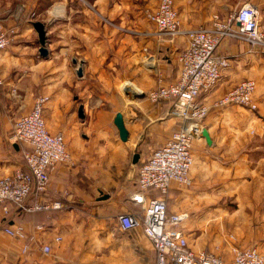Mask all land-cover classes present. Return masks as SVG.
Masks as SVG:
<instances>
[{"label":"crops","instance_id":"obj_1","mask_svg":"<svg viewBox=\"0 0 264 264\" xmlns=\"http://www.w3.org/2000/svg\"><path fill=\"white\" fill-rule=\"evenodd\" d=\"M159 2L0 0V24L14 30L0 51V178L26 168L25 146L12 139L14 123L41 96L48 97L49 130L64 134L72 157L51 169L40 196L62 208L13 206L10 216L0 208V227L20 224L28 235L0 240V264H155L153 242L142 228L122 229L119 216L140 209L133 199L139 168L183 124L171 101L148 97L179 78L188 45L184 33L173 42L147 18ZM174 2L184 32L227 23L245 3L258 6L264 30V0ZM37 22L46 29L45 55ZM217 51L230 64L199 96L209 107L202 123L211 142L204 134L194 141L192 185L172 182L165 199L168 213H189L182 229L190 248L231 261L234 248L257 247L264 255V48L225 37ZM248 78L256 81V110L214 105Z\"/></svg>","mask_w":264,"mask_h":264},{"label":"built area","instance_id":"obj_2","mask_svg":"<svg viewBox=\"0 0 264 264\" xmlns=\"http://www.w3.org/2000/svg\"><path fill=\"white\" fill-rule=\"evenodd\" d=\"M174 3V0H160L157 8L146 11V16L173 42L183 33L187 36L188 45L180 55L181 73L175 82L151 90L148 97L153 102L171 101L172 111L183 119V124L139 168V189L133 199L140 209L119 216V224L124 230L142 228L154 244L155 264H264V255L257 247L234 248L231 261L207 250L194 251L182 229L189 213H168L165 199L172 182L192 185L193 144L203 135L202 121L209 112L199 96L217 86L222 70L230 64L229 59L217 51L219 45L225 37H235L264 48L260 10L253 3H245L233 12L227 23L216 20L210 28L198 27L184 32ZM11 33L14 30L0 24V51L8 48ZM2 83L0 78V85ZM255 91L256 81L245 79L219 97L214 105L237 104L256 110ZM47 100L48 97H38L33 108L14 123L12 139L25 146L26 168L0 178V208L5 216H10L13 206L24 212L50 211L63 206L59 200L40 197L48 190L51 169L72 160L64 134L52 133L47 126L44 117ZM152 192H160V195L150 197ZM4 231L13 238H28L20 224L6 226ZM27 249L28 245H24V250ZM51 249L49 245L43 246L46 253Z\"/></svg>","mask_w":264,"mask_h":264},{"label":"water","instance_id":"obj_3","mask_svg":"<svg viewBox=\"0 0 264 264\" xmlns=\"http://www.w3.org/2000/svg\"><path fill=\"white\" fill-rule=\"evenodd\" d=\"M35 27L39 33V37H40V41L43 45V47L41 48V53L43 55H45L47 53V50L44 48V45L46 43V29H45V25L42 23V22H37L35 23ZM82 72L79 70V74H81ZM116 123L120 129V132H121V137L123 139H127V130L125 128V124H124V121H123V115L121 113H118L117 114V117H116ZM203 134L204 136L207 138V141L210 143L211 140H210V136L207 132V130L203 129Z\"/></svg>","mask_w":264,"mask_h":264},{"label":"rangeland","instance_id":"obj_4","mask_svg":"<svg viewBox=\"0 0 264 264\" xmlns=\"http://www.w3.org/2000/svg\"><path fill=\"white\" fill-rule=\"evenodd\" d=\"M5 227L6 226H3V227H0V240L2 241V242H4V243H6L7 241L9 242V241H11V240H17V238H13V237H11V236H8L6 233H5V231H4V229H5ZM260 251V250H259ZM211 252V251H210ZM219 256V255H218ZM221 257V256H220Z\"/></svg>","mask_w":264,"mask_h":264}]
</instances>
